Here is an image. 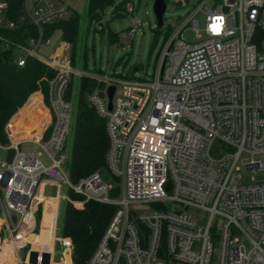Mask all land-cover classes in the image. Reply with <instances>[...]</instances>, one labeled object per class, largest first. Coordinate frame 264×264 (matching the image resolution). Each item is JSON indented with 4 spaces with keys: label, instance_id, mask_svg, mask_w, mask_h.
Wrapping results in <instances>:
<instances>
[{
    "label": "built area",
    "instance_id": "2783aa9c",
    "mask_svg": "<svg viewBox=\"0 0 264 264\" xmlns=\"http://www.w3.org/2000/svg\"><path fill=\"white\" fill-rule=\"evenodd\" d=\"M8 2L0 0V30L29 23L39 34L28 45L16 44L18 65L32 56L56 74L46 95L50 119L39 131L20 138L11 121L5 127L8 144L0 149L13 157L0 161V264H67L70 238L52 230L40 240L45 185L65 188L64 202L70 190L116 207L87 264H264V0H200L170 31L149 80L89 71L104 84L89 102L106 121V168L118 183L115 196L98 172L77 183L69 176L72 103L66 93L77 73L70 44L57 43L47 58L39 54L51 44L44 27L66 18L69 5L24 0L17 23L6 17ZM126 13H134L130 2ZM198 14L204 15L202 30ZM216 17L222 18L219 31L212 29ZM132 21L143 26L137 17ZM190 24L196 43L182 34ZM135 33L131 29L126 39ZM110 86L116 87L111 109ZM25 143L41 152L22 150ZM245 173L253 182H244ZM84 201L73 204L82 208Z\"/></svg>",
    "mask_w": 264,
    "mask_h": 264
},
{
    "label": "trees",
    "instance_id": "16d2710c",
    "mask_svg": "<svg viewBox=\"0 0 264 264\" xmlns=\"http://www.w3.org/2000/svg\"><path fill=\"white\" fill-rule=\"evenodd\" d=\"M114 0H88L87 16L89 25L92 22L100 23L102 31L105 25L101 24V16L105 9ZM129 0L121 3L113 12L117 18L126 15V5ZM24 0H9L6 17L18 23L22 13ZM79 12L70 9L69 15L44 27V38H51L57 31L61 32V39L70 43L72 47V63L76 60V48L80 36L81 18ZM172 29H170L171 31ZM169 31V33H170ZM38 29L29 23H18L13 30H0V146L8 144L5 127L13 115L20 109L29 96L41 90L48 94L50 81L55 77V70L35 57L27 56L25 65L17 62L18 50L16 44L28 45L31 38H38ZM112 42L117 36L111 35ZM86 69L87 68V65ZM71 83L68 86L66 98L71 100ZM98 86L103 87L92 77H83L77 99V112L74 123L73 145L69 153L68 172L73 183L99 172L106 168V155L109 146L106 131V121L98 115L89 102L90 93ZM11 160L12 151L6 152ZM118 193L115 188L112 195ZM69 200L65 202L61 233L72 241L73 264H87L91 255L103 237L116 207L111 204L86 200L81 196L68 191ZM84 201L82 209L73 202Z\"/></svg>",
    "mask_w": 264,
    "mask_h": 264
},
{
    "label": "rangeland",
    "instance_id": "374dc122",
    "mask_svg": "<svg viewBox=\"0 0 264 264\" xmlns=\"http://www.w3.org/2000/svg\"><path fill=\"white\" fill-rule=\"evenodd\" d=\"M124 1L125 0H114L112 4L106 7L105 13L101 16V24L106 26L105 30L102 31L100 23L94 21L89 25L87 16L88 0H64L67 5H71L74 10L79 12V16L82 19L80 22V36L75 53L76 60L73 64L77 73L72 75L71 80V128L68 133L66 144L68 153H70L73 145L74 123L81 79L83 77H90V72H108L110 75L116 76L122 80H149L155 72L161 51L169 40L170 29L177 28L188 20L200 2V0H166L164 24L161 28H158L153 9L155 0H129L130 3L134 5L133 15L126 14L114 18L112 16L113 12ZM133 17L139 18L143 26L136 28L132 21ZM195 19L198 20L199 29L202 30L205 26L204 15L198 14ZM133 28L136 29L135 35L127 40L126 36ZM200 33L203 35L201 31ZM182 34L190 43L199 41L192 24L185 27ZM111 35L117 36L118 40L112 42L110 39ZM59 39L60 32L57 31L51 37V44L49 46L42 45L40 47L39 54L45 58L49 57L55 49ZM69 46L71 48L70 52L72 53V47L71 45ZM85 65H87L88 69H86ZM136 67L139 68V71L133 74L132 70ZM21 148L22 150L36 149L38 152H41V148L36 144H23ZM5 158L6 152L0 149V161ZM98 173L104 184L113 188L118 187L117 180L113 179L107 168L101 169ZM252 177H254L252 174L245 173L244 182H253ZM262 178L263 175L255 176L257 180ZM54 191V188L50 186H44L42 188V193L44 195H53ZM63 191L65 193L66 189L63 188ZM0 192L3 193L2 190H0ZM64 206L65 203L62 204V213L58 222V234L61 236ZM52 217V214H46L41 224L43 232L40 236V240H48L49 233L51 232L50 227L54 226ZM58 250H60L59 246ZM26 254L27 250L21 252L22 259L26 258ZM58 256L59 252H56V258H58Z\"/></svg>",
    "mask_w": 264,
    "mask_h": 264
},
{
    "label": "crops",
    "instance_id": "0c3cea01",
    "mask_svg": "<svg viewBox=\"0 0 264 264\" xmlns=\"http://www.w3.org/2000/svg\"><path fill=\"white\" fill-rule=\"evenodd\" d=\"M69 7L70 9H73L71 5H69ZM61 41L62 39L60 32V39L58 43ZM49 119H50V112L46 105V96L41 90H38L29 96L25 104L20 109H18V111L13 115L10 121L11 123H13V125L16 126L17 129L20 130V131L18 130L17 136L20 138H27L34 131L37 130L39 131V128L43 125L44 121H47ZM25 144H30V143H25ZM45 186L53 187L55 191L53 195H45L47 197V200L43 204V208H42V215L39 224L40 236L42 235L43 232V227L41 226V224L44 221L47 213L52 214L53 216L52 221L54 220V226L50 227V230L52 231L53 229L59 232L58 222L60 215L62 213V204L65 203L64 201H62V195L65 194L66 192L64 193L62 187L59 188L51 185H45ZM0 222H2L1 212H0ZM2 229H4V227L0 225V234L2 233Z\"/></svg>",
    "mask_w": 264,
    "mask_h": 264
},
{
    "label": "water",
    "instance_id": "95a60500",
    "mask_svg": "<svg viewBox=\"0 0 264 264\" xmlns=\"http://www.w3.org/2000/svg\"><path fill=\"white\" fill-rule=\"evenodd\" d=\"M153 9H154V14L156 16L157 27L161 28L164 24V14L166 11V0H155ZM138 71H139V68L136 67L132 70V73L135 74ZM115 89H116L115 86H110L107 90V95L109 98V109H111L112 107V99H113ZM11 217L13 221H16V217L14 215H12ZM33 239H34V235L32 236L31 240ZM64 256H65V260L67 264H73L71 249H67Z\"/></svg>",
    "mask_w": 264,
    "mask_h": 264
},
{
    "label": "snow or ice",
    "instance_id": "6c2138e0",
    "mask_svg": "<svg viewBox=\"0 0 264 264\" xmlns=\"http://www.w3.org/2000/svg\"><path fill=\"white\" fill-rule=\"evenodd\" d=\"M216 21H222V18L221 17H216ZM219 24L217 23H214L213 26H212V29L213 31H219Z\"/></svg>",
    "mask_w": 264,
    "mask_h": 264
},
{
    "label": "clouds",
    "instance_id": "9594fccd",
    "mask_svg": "<svg viewBox=\"0 0 264 264\" xmlns=\"http://www.w3.org/2000/svg\"><path fill=\"white\" fill-rule=\"evenodd\" d=\"M216 23L220 25L222 23V21H216Z\"/></svg>",
    "mask_w": 264,
    "mask_h": 264
}]
</instances>
